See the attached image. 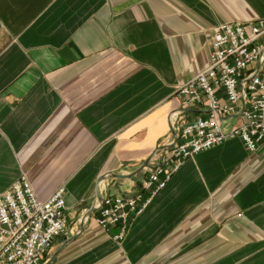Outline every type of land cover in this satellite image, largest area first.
<instances>
[{"label":"crops","instance_id":"1","mask_svg":"<svg viewBox=\"0 0 264 264\" xmlns=\"http://www.w3.org/2000/svg\"><path fill=\"white\" fill-rule=\"evenodd\" d=\"M258 20L264 0H0V196L66 189L69 231L41 264H264V145L239 138L185 162L123 243L97 224L99 183L148 197L172 115H204L175 92L210 66L213 30Z\"/></svg>","mask_w":264,"mask_h":264},{"label":"built area","instance_id":"2","mask_svg":"<svg viewBox=\"0 0 264 264\" xmlns=\"http://www.w3.org/2000/svg\"><path fill=\"white\" fill-rule=\"evenodd\" d=\"M211 48L210 66L175 92L182 108L204 115L194 120L180 111L172 115L176 138L142 183L149 196H109L97 206L98 226L116 229L113 239L119 244L185 162L233 138L251 153L264 145V20L221 25L213 30ZM236 116L241 124L226 132L225 122ZM65 196L63 187L41 201L26 178L0 196V264L45 260L69 231Z\"/></svg>","mask_w":264,"mask_h":264},{"label":"water","instance_id":"3","mask_svg":"<svg viewBox=\"0 0 264 264\" xmlns=\"http://www.w3.org/2000/svg\"><path fill=\"white\" fill-rule=\"evenodd\" d=\"M174 137L176 138V133H174ZM169 148V147H168ZM167 148H160L157 152H160V151H163V150H166ZM156 154V153H155ZM154 154V155H155ZM152 159H153V156L149 159V160H147L146 162H145V164L136 172V173H134L133 175H131V176H119V175H113L112 177L113 178H119V179H131V178H133V177H135V176H137L140 172H142L144 169H146L148 166H149V164H150V162L152 161ZM103 200H104V198H102V195H101V193H100V183H99V186H98V202H99V204H101L102 202H103ZM98 204V205H99ZM94 212H96V208H94L91 212H90V214L87 216V218L84 220V222H83V231H84V226H85V223H86V220L88 219V218H90L91 217V215L94 213ZM60 251H61V249L55 254V256L53 257V259H51L47 264H50L54 259H55V257L60 253Z\"/></svg>","mask_w":264,"mask_h":264}]
</instances>
